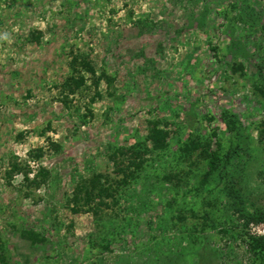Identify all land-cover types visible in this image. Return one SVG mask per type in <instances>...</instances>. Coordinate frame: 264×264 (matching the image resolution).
Masks as SVG:
<instances>
[{"label": "rangeland", "instance_id": "obj_1", "mask_svg": "<svg viewBox=\"0 0 264 264\" xmlns=\"http://www.w3.org/2000/svg\"><path fill=\"white\" fill-rule=\"evenodd\" d=\"M263 128L264 0H0V264H264Z\"/></svg>", "mask_w": 264, "mask_h": 264}, {"label": "trees", "instance_id": "obj_2", "mask_svg": "<svg viewBox=\"0 0 264 264\" xmlns=\"http://www.w3.org/2000/svg\"><path fill=\"white\" fill-rule=\"evenodd\" d=\"M261 135L262 136H264V128L261 130ZM214 135H215V137H217V133L216 132H214L213 133ZM142 144L141 143H139V144H137L134 148H133V146H132V149H131V152H134V153H139L140 152V150H141V148H142V146H141ZM218 148H221V143H218ZM219 153L218 152H214V153H212V156H211V159H210V161H209V173L210 172H214L215 170H216V168H217V163H218V161H219ZM137 166H140V164H137ZM140 169V168H139ZM209 173H208V175L207 176H209ZM207 176L204 178V181H202L203 182V185H205V184H207V182H208V178H207Z\"/></svg>", "mask_w": 264, "mask_h": 264}]
</instances>
